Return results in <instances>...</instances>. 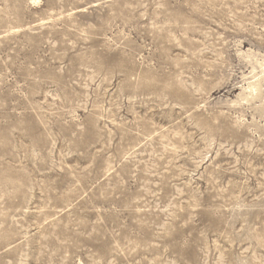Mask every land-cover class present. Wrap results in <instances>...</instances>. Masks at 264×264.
<instances>
[{
	"label": "rangeland",
	"instance_id": "rangeland-1",
	"mask_svg": "<svg viewBox=\"0 0 264 264\" xmlns=\"http://www.w3.org/2000/svg\"><path fill=\"white\" fill-rule=\"evenodd\" d=\"M0 264H264V0H0Z\"/></svg>",
	"mask_w": 264,
	"mask_h": 264
}]
</instances>
